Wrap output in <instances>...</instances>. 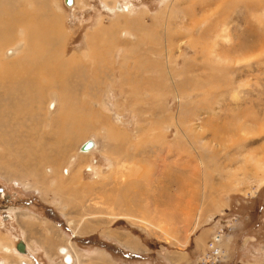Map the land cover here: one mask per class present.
<instances>
[{
  "label": "rangeland",
  "instance_id": "374dc122",
  "mask_svg": "<svg viewBox=\"0 0 264 264\" xmlns=\"http://www.w3.org/2000/svg\"><path fill=\"white\" fill-rule=\"evenodd\" d=\"M17 1L0 12L66 31L44 84L81 87L33 133H68L52 165L0 141L20 233L0 221V259L21 264L22 237L32 264H68L63 247L69 264H264V0Z\"/></svg>",
  "mask_w": 264,
  "mask_h": 264
},
{
  "label": "bare ground",
  "instance_id": "6f19581e",
  "mask_svg": "<svg viewBox=\"0 0 264 264\" xmlns=\"http://www.w3.org/2000/svg\"><path fill=\"white\" fill-rule=\"evenodd\" d=\"M12 1L10 0L8 2L7 0V2H5V0H0V6L5 5L10 8V11H13L15 7L22 4L17 0H14L15 2ZM116 3L114 4L115 8ZM119 4L121 7L119 11L129 10L130 8L129 5ZM53 5L50 0L47 5L49 11L51 10L50 12L48 11L49 13L55 11ZM72 5L67 6L71 7ZM29 16L30 15H4V13L0 12V141H4L13 146L11 140L15 139L13 134L16 133V139L21 140V142H19V148L22 151H20L21 156L24 157V159L28 157L30 162L33 163L32 165H35V161H38L39 158V163H45L44 165L46 166L49 163H51V165L53 163L51 161V154H55L58 150L62 151L65 144L69 145L68 133H56L57 130L45 131L42 129L41 136L38 140L34 139L33 133L40 130V120L42 122L44 120L46 123L49 122L50 124L54 123L55 118L52 116L51 111L49 112L50 109L54 108L56 102L52 99H56L58 101V107H60V109L62 108V102L56 94L59 95L60 93L62 95L67 92V97L71 95L68 90L81 87V85L79 82L75 85L77 81L74 80L60 87H56L58 84L54 86L52 83L48 86L44 84L47 81L46 75L47 73H51L53 64H56L60 68L66 67L64 65L66 63L64 60L53 61V56L55 54L54 46L56 43L62 41L64 38L63 36H66V31L62 30L58 32L54 29L55 26L51 17L52 15L48 16L52 24L45 23L46 21H34L33 17L39 18V20L46 18L47 16L44 13L38 16L33 15L32 18ZM46 25L48 27H46ZM41 26L43 27L41 28ZM46 28L48 29L45 30ZM28 29H30L29 32L27 31ZM27 39L32 40L31 45H28ZM166 58L170 59V55L167 54ZM45 67H47L46 73L43 70ZM48 94L51 101L48 104L47 110L43 111V105L46 103L45 98ZM70 97L74 98L75 96L71 95ZM37 102H39L40 105L35 109ZM31 124L34 126H32L31 131H29L30 133L21 135L26 131L25 128ZM16 146L18 148V144H16ZM93 147H96L95 142ZM88 150L82 151L86 152ZM53 157L56 158L54 159V161H56L54 163L55 167V165H57L56 163H59L60 158L54 155ZM201 165L204 166L203 170L205 171L203 161ZM58 167L57 165V168ZM9 249L7 245H0V250L2 252L7 253ZM62 252L65 257L67 256L69 263H71L72 257L69 252H67V248L63 247ZM220 252L221 251L218 250V253ZM19 256L24 257L21 254H19ZM3 261L2 259V262ZM2 262H0V264H6L5 261L4 263ZM26 263L32 264L29 261L22 260V264Z\"/></svg>",
  "mask_w": 264,
  "mask_h": 264
},
{
  "label": "flooded vegetation",
  "instance_id": "af4514ba",
  "mask_svg": "<svg viewBox=\"0 0 264 264\" xmlns=\"http://www.w3.org/2000/svg\"><path fill=\"white\" fill-rule=\"evenodd\" d=\"M1 197L3 198L4 197V202H7L8 200H9V198H10V195H7L6 194V192H5V190L3 189V187H0V199H1ZM5 210L6 209H1V205H0V221H1V224H3V225H8V227H7V229L6 230H3L5 233H9V234H11V236L13 235L14 237H17V235L18 234H20V233H18V234H15V232L17 233V231L15 230V227H14V225L12 224L13 222H11L10 221V219L12 218V219H14L15 218V214L13 215V214H10L9 212H5ZM11 222V223H10ZM20 236V235H19ZM24 242V244H25V248H26V250H27V252H28V248H27V243H26V240L24 239V238H22V237H19L18 239H17V243H16V245H15V249H16V251L19 253V254H21V255H23V256H25V257H27V252H25V253H22L21 252V249H20V242ZM1 252V251H0ZM10 253H12V252H8V254H10ZM7 254V253H6ZM65 258V257H64Z\"/></svg>",
  "mask_w": 264,
  "mask_h": 264
},
{
  "label": "water",
  "instance_id": "95a60500",
  "mask_svg": "<svg viewBox=\"0 0 264 264\" xmlns=\"http://www.w3.org/2000/svg\"><path fill=\"white\" fill-rule=\"evenodd\" d=\"M64 1H65V3H66L67 5H69V6L72 5L73 2H74V0H64ZM93 146H94V140H93L92 138H90V139L86 140V141L82 144L81 149H82V150H88V149L92 148ZM20 249H21L23 252H27V250H26V248H25V244H24L23 241L20 242ZM66 261L69 262V260L67 259V256H66ZM26 264H27V263H26Z\"/></svg>",
  "mask_w": 264,
  "mask_h": 264
},
{
  "label": "crops",
  "instance_id": "0c3cea01",
  "mask_svg": "<svg viewBox=\"0 0 264 264\" xmlns=\"http://www.w3.org/2000/svg\"><path fill=\"white\" fill-rule=\"evenodd\" d=\"M6 240H7V239H6ZM8 247L10 248L9 251L12 252V248H11V246H8ZM0 251H1V250H0ZM9 251H8V252H9ZM1 252H2V251H1ZM8 252H7V253H8ZM2 253H5V252H2ZM13 258L15 259V257H13ZM2 259H3V257L0 259V262H2ZM21 259L24 260L23 257H21ZM20 261H21V260H20ZM8 262H9L10 264H16V259H15L14 262L12 263L11 260H10V258H8ZM21 262H22V261H21ZM2 263H4V261H3ZM21 264H22V263H21Z\"/></svg>",
  "mask_w": 264,
  "mask_h": 264
},
{
  "label": "built area",
  "instance_id": "2783aa9c",
  "mask_svg": "<svg viewBox=\"0 0 264 264\" xmlns=\"http://www.w3.org/2000/svg\"><path fill=\"white\" fill-rule=\"evenodd\" d=\"M211 246L214 247V241L213 240L211 241Z\"/></svg>",
  "mask_w": 264,
  "mask_h": 264
}]
</instances>
